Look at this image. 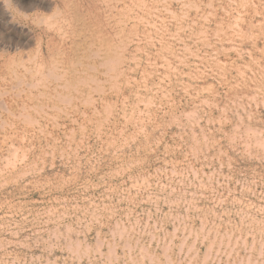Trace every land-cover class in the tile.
<instances>
[{
    "label": "rangeland",
    "instance_id": "rangeland-1",
    "mask_svg": "<svg viewBox=\"0 0 264 264\" xmlns=\"http://www.w3.org/2000/svg\"><path fill=\"white\" fill-rule=\"evenodd\" d=\"M0 264H264V0H0Z\"/></svg>",
    "mask_w": 264,
    "mask_h": 264
},
{
    "label": "bare ground",
    "instance_id": "bare-ground-1",
    "mask_svg": "<svg viewBox=\"0 0 264 264\" xmlns=\"http://www.w3.org/2000/svg\"><path fill=\"white\" fill-rule=\"evenodd\" d=\"M109 2V1H108ZM105 4V3H104ZM107 4V3H106ZM115 5V4H114ZM115 10V9H114ZM135 13V12H134ZM138 19V18H137ZM118 21V20H117ZM67 22V21H66ZM109 27V26H108ZM119 29V28H118ZM90 54H91V52H90ZM101 67H103V66H101ZM108 71H109V69H108ZM104 73V72H103ZM104 82V81H103Z\"/></svg>",
    "mask_w": 264,
    "mask_h": 264
}]
</instances>
